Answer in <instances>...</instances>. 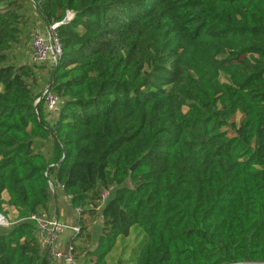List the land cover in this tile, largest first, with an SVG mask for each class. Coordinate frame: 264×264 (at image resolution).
I'll return each instance as SVG.
<instances>
[{
  "label": "trees",
  "instance_id": "trees-1",
  "mask_svg": "<svg viewBox=\"0 0 264 264\" xmlns=\"http://www.w3.org/2000/svg\"><path fill=\"white\" fill-rule=\"evenodd\" d=\"M34 5L48 24L74 13L52 124L38 67L11 61ZM51 182L81 210L83 264L132 234L121 264H264V0H0V213L17 212L0 264H52L28 219Z\"/></svg>",
  "mask_w": 264,
  "mask_h": 264
},
{
  "label": "built area",
  "instance_id": "built-area-1",
  "mask_svg": "<svg viewBox=\"0 0 264 264\" xmlns=\"http://www.w3.org/2000/svg\"><path fill=\"white\" fill-rule=\"evenodd\" d=\"M74 17L72 11H68L66 17L60 21L48 24V32L38 33L31 43V63L34 66L43 65L47 60H51L53 65L57 64L63 48L60 37L57 31V26L60 24L69 23ZM46 85L40 96L36 100V104L42 102L43 108L47 114L49 113L53 121L58 116V108L61 103L60 98L48 88ZM108 192L103 194V199H106ZM80 208L76 209L78 216ZM33 221L37 228V238L42 254H46L49 258H57L65 264H79L76 258L74 244L69 243L65 251L59 249L57 244L65 232H70L73 238L80 232V225L77 222L74 225H68L62 222L57 217L51 216L46 210L38 211L28 217ZM16 222V221H15ZM7 215L0 213V227L6 228L13 225Z\"/></svg>",
  "mask_w": 264,
  "mask_h": 264
},
{
  "label": "rangeland",
  "instance_id": "rangeland-1",
  "mask_svg": "<svg viewBox=\"0 0 264 264\" xmlns=\"http://www.w3.org/2000/svg\"><path fill=\"white\" fill-rule=\"evenodd\" d=\"M34 10L32 11V18L27 23L26 31L22 34L21 40L17 44V46H13L12 52H11V61L14 63H27L29 65H32L31 63V43L33 38L38 33H46L48 32V23L45 21L43 16L39 13V7L37 5H34ZM36 8V9H35ZM51 60H47L43 65L37 66L38 71L41 72V82L38 84L39 87L37 89L40 91L43 89V86L46 85L50 78L51 69L54 66L52 65ZM33 66V65H32ZM44 66V67H43ZM45 70V71H44ZM41 94V92H40ZM61 104V103H60ZM69 218H73L76 223L78 222V215L75 211L72 212V215H70ZM100 222V224H99ZM102 226V221L100 215H97L93 222L92 227L90 226L89 232L92 234V236L96 237L98 233L100 232ZM77 243L79 244L80 239H76ZM140 240L139 237H137L135 234H132L130 237L125 239H120L118 241V246L115 248V250L111 253L109 258L110 264H121V259H127L132 253V249L135 246V244ZM79 264H83L82 261L77 259ZM125 264V263H124Z\"/></svg>",
  "mask_w": 264,
  "mask_h": 264
},
{
  "label": "crops",
  "instance_id": "crops-1",
  "mask_svg": "<svg viewBox=\"0 0 264 264\" xmlns=\"http://www.w3.org/2000/svg\"><path fill=\"white\" fill-rule=\"evenodd\" d=\"M29 16H30V18H32V13ZM18 43H16L14 46H17ZM21 63H23V62H21ZM51 66H53V64ZM38 70H40V69H38ZM41 72H43V71H38V73L40 75V82L42 80L41 79ZM46 85H47V83H46ZM44 88L41 89L40 92L42 90H44ZM38 93H39V90H38ZM42 108H43V105H42ZM43 116H44V120L46 122L52 124V120L50 118V115H49V113L47 114V112H45L44 108H43ZM52 146H53L52 140L46 141L44 143V145L41 147V150L43 151V153L50 155L51 151H52ZM51 189H52L53 196H52V200L49 204V210H48L49 214L51 216L57 217L62 222L66 223L68 225L76 224V221H74L73 218H69L70 215H72L73 211L76 212V209L72 207V205L70 203L69 196H67L64 193L62 186H60L58 183L51 182ZM3 197L6 200L9 199V195L6 191L3 193ZM5 209H7V211H8L7 216L9 217L10 221L15 222L17 220L16 210L13 207H10L8 205H5ZM78 218H79V216H78ZM99 224H100V222H99ZM91 227H92V225H91ZM72 239H73L72 234L70 232H65L62 235L61 239L59 240L57 247L59 249L65 251ZM51 262H52V264H65L62 260H59L57 258H52Z\"/></svg>",
  "mask_w": 264,
  "mask_h": 264
},
{
  "label": "water",
  "instance_id": "water-1",
  "mask_svg": "<svg viewBox=\"0 0 264 264\" xmlns=\"http://www.w3.org/2000/svg\"><path fill=\"white\" fill-rule=\"evenodd\" d=\"M51 84V83H50ZM48 88H50V85L48 86ZM52 166H55V165H52ZM135 166V165H134ZM133 168V167H132Z\"/></svg>",
  "mask_w": 264,
  "mask_h": 264
}]
</instances>
